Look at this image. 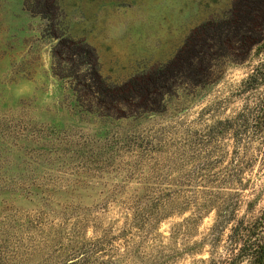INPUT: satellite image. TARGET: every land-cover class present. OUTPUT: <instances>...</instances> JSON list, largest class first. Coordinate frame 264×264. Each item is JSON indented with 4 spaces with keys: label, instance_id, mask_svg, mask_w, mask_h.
Instances as JSON below:
<instances>
[{
    "label": "rangeland",
    "instance_id": "374dc122",
    "mask_svg": "<svg viewBox=\"0 0 264 264\" xmlns=\"http://www.w3.org/2000/svg\"><path fill=\"white\" fill-rule=\"evenodd\" d=\"M30 4L0 0V264H251L264 52L175 66L233 0Z\"/></svg>",
    "mask_w": 264,
    "mask_h": 264
},
{
    "label": "trees",
    "instance_id": "16d2710c",
    "mask_svg": "<svg viewBox=\"0 0 264 264\" xmlns=\"http://www.w3.org/2000/svg\"><path fill=\"white\" fill-rule=\"evenodd\" d=\"M28 8L31 12L40 15L43 19L53 21L57 8L56 0H30ZM66 46L61 41V46ZM75 50L79 47L75 45ZM257 48L258 52H264V0H233V4L228 16L221 21H210L203 24L199 30L191 35L177 59L173 63L180 71H186L192 76H199L201 66L207 61L223 52V57H231V51L239 52L241 57H233L235 60L243 61L247 58L250 51ZM246 54V55H245ZM76 55H80L76 53ZM237 58V59H235ZM204 68V67H203ZM90 72L95 70L90 65ZM162 75L151 77L149 86L156 85ZM99 81V76L96 73ZM147 90V86L135 84L127 89V92L137 91L140 94ZM262 119L261 125H263ZM256 225V224H255ZM255 225L251 227L255 228ZM254 249L251 264H264V241L258 240L251 244ZM235 264V263H232Z\"/></svg>",
    "mask_w": 264,
    "mask_h": 264
}]
</instances>
